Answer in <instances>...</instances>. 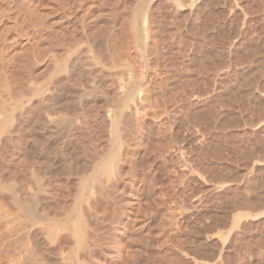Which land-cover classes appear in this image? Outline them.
<instances>
[{
  "label": "rangeland",
  "instance_id": "1",
  "mask_svg": "<svg viewBox=\"0 0 264 264\" xmlns=\"http://www.w3.org/2000/svg\"><path fill=\"white\" fill-rule=\"evenodd\" d=\"M135 78L143 89L125 121L136 156L115 183L119 201L99 202L116 222L97 227L115 228L123 243L107 264H264V0H0V117L10 116L0 131L1 205L16 207L7 188L24 194L30 159L42 169L44 136L35 131V148L28 138L48 119L73 129L70 145L57 133L47 140L76 163L62 196L72 208L83 158L75 149L86 134L110 146L107 110L124 105ZM130 208L141 216L127 239ZM239 213L247 217L233 224Z\"/></svg>",
  "mask_w": 264,
  "mask_h": 264
},
{
  "label": "bare ground",
  "instance_id": "2",
  "mask_svg": "<svg viewBox=\"0 0 264 264\" xmlns=\"http://www.w3.org/2000/svg\"><path fill=\"white\" fill-rule=\"evenodd\" d=\"M142 29H144V28H142ZM146 35H147V33H146ZM71 48H73V47H71ZM143 49H144V47H143ZM79 55H80V53H79ZM97 55H98V53H97ZM90 56H92V55H90ZM76 60H77V58H76ZM78 60L76 61V63L78 62ZM90 60H91V58H90ZM66 61H68V58H66ZM56 63L59 64V67L63 68L62 70H66L67 67L65 65L64 60H61V62H59V63L56 62ZM95 64H97V63H95ZM69 69H70V67H69ZM62 70H61V72H62ZM68 74H69V70H68ZM71 76H73V75H71ZM74 78H75V76H74ZM134 82H135L136 86L132 89L133 91L131 92V94H129V92H127V91H124L125 92L124 96L126 97L124 99V102H123L124 105L119 106L116 109L113 108L114 111H112V112H109L107 110V112H108L107 115H108V118L110 119L109 122H110V127H111L109 130V143H108L110 146H108L106 144V146L109 147L108 150H105L106 146H105V148L102 147L103 149L101 147L99 148V149L105 150L107 152L106 153L101 152V150H99L98 147H96V144H94L95 139L92 140V142L94 141V143H88L94 137V136L91 137V135L86 134L87 130H89L88 133L93 134V132H90L91 129L86 130V132H85L86 135H84V137H83L85 141L81 137L82 138L81 142L82 141L83 142L81 145H79V143H78L79 147L77 146L80 150H78L77 148L75 149L78 151V153H76V154H80L81 156L83 155V158L81 159L80 158L81 156L78 155V157L81 159L79 161L75 157L77 159V164H79L78 165L79 168L77 167V170L80 169L77 172H80L81 176H80V181H79L80 183L78 182L79 185L77 184V182H76L77 179H75V178L74 179L76 181H73V182L70 181L73 184H75L74 182H76V184L78 185V187H77L78 191H77L76 198H75V204L73 205L72 208L64 207L63 204L66 205V203L62 204V198L64 197L63 195L65 193V189L68 187V184H69V182H68L69 180H67L69 175H67V174H70L69 172L74 168L76 163L73 162L74 160H71V156H68L69 155L68 152H67L68 155L65 153L66 150L64 151V148H62L64 146L63 144L61 146L60 144H58L56 142V144H58V145H56V147H54V149H53L51 147L52 146L51 143L50 144L48 143L51 141H47V140H49V138L52 136V134H56V133L61 135V137L64 138V142L65 141L68 142L69 139L73 140V136H74L73 129L69 127V128H66V130L64 131L63 126H64V123H66V122L60 118L58 120H54V122L62 124V129H63L64 133H62L61 130H58V129L55 130L54 129V126H52L50 124V123L54 124L52 122L53 120H51V121L48 119L47 120H39V121L35 120L36 124L30 126V133H29V138H28V142H29L30 146L32 145V147L35 148V146L37 144L35 141V136H34V133L36 130L41 131L42 135L44 136V139H43L44 142L43 143L41 142L42 144H40V152H41L44 160H42V159L40 160V162L42 161V165H41L42 169H38L33 164V163H37V160H35L36 161L35 162V161H32L33 158L30 159L31 160L30 166H32V167L30 168L29 180L26 184V190L22 196L16 195L13 188H11V187L7 188V190L12 193V197H11L12 200L11 201H13L14 204L13 203L12 204L15 205L16 206L15 208H17V209L14 208L13 210H10L3 205L5 207L4 208L0 202V264H107V262H109L110 258L112 260L110 248L114 249L111 246L114 244L119 245L117 243H121V242L113 241V239L115 237L112 238L114 235L112 233L114 231L113 232H111V231L115 228L111 229L109 227L111 230H108L109 228L107 229L106 226H104L105 228L103 230L102 227L99 229L97 227V224L100 221H102V222L108 221V226H109L110 224L114 225L115 224L114 222H116V221L115 220L112 221L110 219L111 220V222H110L108 219V217L113 218L112 217L113 214L111 213L112 214L111 215L109 213V211L111 210V209L108 210L109 206L106 207V205L105 206L103 205L108 210V213L110 214V216L104 215L102 213L104 211H100L103 214V216H100L101 214L99 215L97 208L101 206V204L99 202H101L102 200L104 201V203L106 201V203L108 205H109V203H111L110 201L117 203L116 202V199H117L116 196L115 197L113 196V193H115V192L112 193L114 187H116L115 183L123 177L124 168L126 166L127 167L131 166V163L134 162V161H132V159L134 160V158L136 156L135 152H132V149H131L132 141H131V143L129 142V140L131 138L127 139V137L129 135L132 136L134 134V132H133V134L131 133L132 123L130 122L131 123L130 124L129 122H127L128 120L125 118V115H126L125 114L126 113L125 108L129 107L130 101L135 102V98L137 96L139 97V95L141 94V91L143 89L142 85L138 82V80L136 78L134 79ZM5 89L7 91L10 90L9 87H5ZM136 90L138 92L137 95L135 94ZM3 91H5V90H3ZM9 93H10V97H12L11 96L13 93L12 88H11ZM14 98H15V95H14ZM16 99L18 100L19 98L16 96ZM138 102H139V100H138ZM47 104H48V106L50 105L49 102ZM135 104L137 107L140 105L137 103V101ZM131 105H132V107H134L133 103H131ZM137 107H136V110L139 108V107L138 108ZM2 109L4 110L5 107H2ZM0 110H1V108H0ZM138 110H140V109H138ZM131 111H132V109H131ZM131 111H128V112H131ZM128 112H127L126 116H128V115H129V117L134 116V115H131L132 113H128ZM9 118H10V116H4L2 118L0 117V131L1 132H3L5 130V127L3 124ZM128 119L130 120V118H128ZM132 119H133V117H132ZM125 120H127V121H125ZM67 122H68V120H67ZM83 122H84V120H83ZM134 122H136V124H137L138 121L135 120ZM86 126L88 128V125H86ZM37 127H40V129ZM133 128H135V130H136V127H133ZM95 134H97V133H95ZM97 136H98V134L95 137H97ZM132 139H133V137H132ZM77 140H79V139H77ZM103 140H104V137L102 139V142H104ZM61 141H63V140H61ZM97 141L98 142L100 141L99 138L97 139ZM78 142H80V141H78ZM68 144L70 145V142H68ZM73 144H74V142L71 143L72 146H73ZM91 144H93V147ZM66 145H67V143H66ZM98 145L101 146V144H98ZM74 146H76V145H74ZM34 148H32V149H34ZM54 161H55V163H54ZM40 162H39V164H40ZM56 163H58V164L60 163V166H61V169L59 168V171L61 170L60 173H57L58 171H55V170H54L55 172L53 171V168L55 167ZM39 164H38V166H39ZM33 165L38 170H36L33 167ZM74 173H75V171H74ZM74 173L71 176L76 177L77 174L75 175ZM80 174H78V175H80ZM65 175H67L68 177H66ZM77 178H79V177H77ZM121 181H122V179H121ZM138 181L139 180H133L132 181L133 189L135 192L140 188V185H139L140 183L138 184ZM72 183H70V185ZM119 184H120V182H119ZM71 188H73V187H71ZM73 189H75V188H73ZM116 189H118V188L116 187ZM67 192H69L70 195L74 196L73 192H72V194L70 191H66V193ZM73 196L71 198H73ZM63 199H65V198H63ZM117 201H119V200L117 199ZM68 203L69 202H67V204ZM137 203H139L138 200H137ZM99 204H100V206H99ZM102 207H100L101 210L104 209V207L103 208ZM134 208H130L131 212L130 211L129 212L132 216H128V217L130 219L129 221L131 222V224L129 225L128 228H126L124 230L125 232L126 231L128 232L131 229L132 230L135 229L134 228L135 224L132 225V223H133L132 218L134 220H137L138 215L140 214V211L139 210H135V211L132 210ZM149 208L152 210V207H149ZM117 209H115L114 211L116 212ZM148 211H150V210H148ZM152 211H150V213ZM120 212H122V210H120ZM146 213H147V211H146ZM146 213H144L145 214L144 216L146 217V215H147L149 217L148 214H150V213H148V214H146ZM122 214H124V212H122ZM243 214L239 213L236 216H234L233 224L239 223L241 221V219L243 217H245ZM140 216H141V214H140ZM116 220H117V218H116ZM145 221H147V220L145 219ZM138 222H140V221H138ZM144 224H146V223L144 222ZM101 225L103 226L106 224L104 223ZM147 225H149V224H147ZM125 227H126V225H125ZM125 235L126 234H124V236ZM127 237H126L127 239H131L129 237L128 233H127ZM121 244H123V243H121ZM121 244L119 246H121ZM117 248L119 249V247H117ZM117 248H115V249L117 250ZM124 248L125 247L123 246V249ZM118 251H120V250H118ZM113 252H114V250L112 251V255H113ZM120 253L121 252H119V254ZM119 254H117V256ZM117 258L120 259L121 256L120 257L118 256ZM114 259H116V258H114ZM123 262H124V260H123ZM118 263H119V261H118ZM111 264H113V263H111Z\"/></svg>",
  "mask_w": 264,
  "mask_h": 264
}]
</instances>
